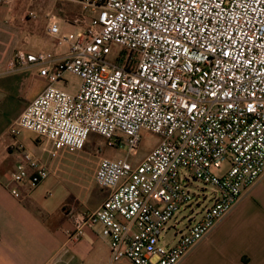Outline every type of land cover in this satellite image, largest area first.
I'll list each match as a JSON object with an SVG mask.
<instances>
[{
	"label": "built area",
	"instance_id": "1",
	"mask_svg": "<svg viewBox=\"0 0 264 264\" xmlns=\"http://www.w3.org/2000/svg\"><path fill=\"white\" fill-rule=\"evenodd\" d=\"M75 1L98 12L76 19L80 27L70 32L49 16L47 33L65 51L19 50L9 61V69L37 65L47 85L8 133L29 130L55 150L82 149L96 133L129 153L142 131L160 136L137 164L100 157L94 180L108 194L79 212L67 232L78 240L84 226L99 224L109 264H177L264 170V0ZM66 72L80 79L73 93L56 85ZM14 144L20 159L10 180L31 189L49 166ZM190 178L217 192L174 242L162 245L168 220L192 211Z\"/></svg>",
	"mask_w": 264,
	"mask_h": 264
},
{
	"label": "crops",
	"instance_id": "2",
	"mask_svg": "<svg viewBox=\"0 0 264 264\" xmlns=\"http://www.w3.org/2000/svg\"><path fill=\"white\" fill-rule=\"evenodd\" d=\"M29 11L36 17L28 16ZM79 12L75 0H0V264H49L56 257L60 258L57 264H109V245L99 224L84 226L78 240L67 232L75 228L79 212L102 203L108 189L98 186L96 193L88 190L86 194L70 189L53 157L47 160L39 154L42 137L26 129L15 136L8 133L26 105L47 85L37 65L9 69V61L19 50L65 51L66 46L54 48L47 33L49 16L57 17L61 32H70L80 27L75 21L81 17ZM56 85L63 87L60 81ZM15 140L50 169L31 189L27 183L10 180L20 159ZM52 151L60 154L59 149ZM12 187L19 196L11 193ZM177 264H264V170Z\"/></svg>",
	"mask_w": 264,
	"mask_h": 264
},
{
	"label": "rangeland",
	"instance_id": "3",
	"mask_svg": "<svg viewBox=\"0 0 264 264\" xmlns=\"http://www.w3.org/2000/svg\"><path fill=\"white\" fill-rule=\"evenodd\" d=\"M76 4L78 5V12L80 10L79 14H81V17L83 15L95 16L98 12L97 10L91 9L84 10L77 2ZM60 82L63 89L73 93L76 91L80 79L78 76L66 72ZM157 141L158 137L156 134L150 131H142L141 139L137 148L129 153L126 145L118 146L115 144L110 146L105 137L96 133H91L82 149L62 147L59 149L60 154L53 155L52 150H54V148L52 142L43 138L41 146L39 147V154H41L43 159L47 160L53 157L55 160L54 165H59V174L63 183L70 189H74L79 193L83 192L84 194H86L88 190L96 193L100 188L94 181H92V174L97 168L100 157H108L112 159L127 157L132 164H137L142 160L145 153L157 143ZM227 166V162H224L216 173L218 175L222 174ZM180 173L188 172L184 169H180ZM188 187L190 191L196 195L192 203V211H190V208H187L186 210L176 213L175 218H181V221L177 223L175 218L168 220L165 228L169 229L161 235L162 245H166L168 242H174L176 239L174 233L177 232V235H179L180 232H183L186 229V225L189 221L197 219L200 214L211 205L213 196L217 192V188L214 185L204 184L203 182L192 178H190V184H188ZM174 227H176V229ZM120 264L130 263L125 260Z\"/></svg>",
	"mask_w": 264,
	"mask_h": 264
}]
</instances>
